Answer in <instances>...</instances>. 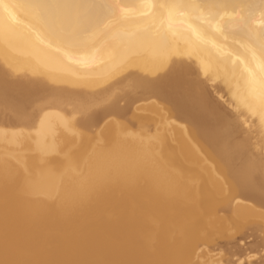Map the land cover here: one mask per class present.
Masks as SVG:
<instances>
[{"label":"bare ground","instance_id":"bare-ground-1","mask_svg":"<svg viewBox=\"0 0 264 264\" xmlns=\"http://www.w3.org/2000/svg\"><path fill=\"white\" fill-rule=\"evenodd\" d=\"M18 74L26 77L14 78ZM206 80L224 85L238 116L212 96ZM117 87L126 107L156 98L177 121L167 122L169 113L165 117L153 99L146 104L155 109L148 111L155 114L153 121L163 111L159 126L169 123L160 126L165 131L159 137V126L152 131L153 142L142 146L143 138L150 139L140 135L142 129L122 132L120 119L118 125L112 118L105 144L104 136L98 137L103 144H93L78 127H92L108 115L124 116L120 96L80 121L62 112L64 104L74 103L72 114L86 113ZM250 122L257 125L256 141ZM0 125L8 127H0V264L185 261L196 241L189 240L187 250L179 252L164 223L157 250L149 251L140 241L151 227L149 214L128 218L125 208L131 203L123 200L110 208H122L126 216H119L121 210L114 220L113 212L91 209L96 215L85 213L92 217L81 221L76 235L60 223L45 225L52 215L65 217L71 202L88 201L96 193L95 186L81 187L86 181L116 177L132 195L148 196L146 204L164 213L179 209L180 201L188 205L193 218L188 228L205 230L202 241L220 235L239 253L260 248L254 257L264 264V0H0ZM97 131L95 136L104 133ZM90 151L87 172L79 176L70 167L85 161L80 159ZM164 158L187 180L167 170ZM140 179L150 188L135 185ZM54 227L58 235L51 234ZM238 259L250 263V256Z\"/></svg>","mask_w":264,"mask_h":264},{"label":"rangeland","instance_id":"rangeland-1","mask_svg":"<svg viewBox=\"0 0 264 264\" xmlns=\"http://www.w3.org/2000/svg\"><path fill=\"white\" fill-rule=\"evenodd\" d=\"M16 77H14L13 75H12V77H14V78H18V76L19 77H26V76H24V75H22V74H18V75H15ZM28 76H30V75H28ZM27 76V77H28ZM28 78H33V77H28ZM36 79V78H35ZM210 82V83H209ZM216 81H207L206 80V83H208L207 84V88H208V90H209V92L212 94V96L219 102V103H221L222 105H223V108L229 113V114H232V115H234V116H238L239 115V110L236 108V109H234V103H232L231 101V98L228 96V95H226L225 93H227V91H224V90H226L225 89V87H224V85L223 84H221L219 81H217L216 83H215ZM219 82V83H218ZM212 83H215L214 85L212 84ZM210 85L211 86H213L214 88L212 89L211 87H210ZM219 87H220V90H219ZM217 88V89H216ZM221 88H223V89H221ZM122 89L121 88H113L107 95H105V96H103V98H101L99 101H96V103L94 102V103H92L89 107V109L86 111V113L85 112H73V114H72V108H73V102L72 101H68V102H65V104H64V107H63V111L62 112H64V113H66L70 118H72V119H74V118H76L77 116V118L76 119H74V120H76V121H80L81 119H83V118H85V114H88V113H91V112H97V111H100V109H102L105 105H109V104H111L112 102L111 101H114V99H115V97H117V96H120V98L121 99H119V102H118V105H119V107H121V108H126L127 109V113L124 115V116H122V117H119V116H116V115H108V116H106V117H104L99 123H97L96 125H94V126H92V127H88V128H84V127H78V131H80L79 133L82 135H84V134H86V136L87 137H90L91 138V140H92V142H93V144L94 143H96L97 145H101V143H102V141L100 142L98 139V137H100V136H104V137H101V139L103 140V143L105 144V142H106V139H107V135L105 134V132L107 133V132H109V127H110V125L113 123V121L114 122H116L117 120H119L120 119V121H122V122H120L119 121V123H120V125L118 124V121L116 122L119 126H120V129L122 128V129H126V130H122L121 129V131L122 132H127V131H129V132H131V134H132V132H136V133H138V132H140L141 131V129H142V132H140V135H142V136H146V137H150V139H146V138H143L140 142L141 143H143V144H141L142 146L143 145H148L150 142H153V138H152V135H154L153 133H152V131H156L157 129L156 128H159L161 125H164L165 123V125L166 126H168L169 125V123L167 124V122H169V121H174V122H171V123H175L177 120H176V118L175 117H173L172 116V114H171V111L166 107V105H165V110H164V108H162V104H163V102H161L160 100H158V99H156V98H150V99H145V100H142V101H138V102H136L137 104H134V105H132V106H130L129 108L128 107H126L127 106V101H126V99L125 98H122V91H121ZM218 93V94H217ZM220 93H222V96H220L221 94ZM228 94V93H227ZM218 95V96H217ZM224 95V96H223ZM226 95V96H225ZM220 96V97H219ZM218 97H219V99H218ZM224 97V98H223ZM227 97H228V100H227ZM220 98H222V99H220ZM226 98V99H225ZM154 99V101H155V106L157 105L158 106V108L160 107V108H162L163 109V111H164V114L163 115H165V114H167V113H169V115H168V117H166V115H165V117L168 119V121L166 122V121H163L162 123L163 124H161L160 126H159V124L161 123V122H159V119H160V117L162 116L161 114H162V112L163 111H161V114H159L158 112L160 111H156L159 115L158 116H160V117H154V119H155V121H153V115L155 116V114L154 113H150L151 114V120L149 119V116H150V114H149V112L148 111H150L149 109H154V108H150V106H149V109H148V107H147V105H150V102H151V100H153ZM43 100H45V99H41V100H39V102L37 101L36 102V104H39L40 102H42ZM123 101H125L124 103H123ZM150 101V102H149ZM227 102V105L228 106H226V103L225 102ZM143 102H145V103H143ZM159 102L161 103V105L159 104ZM141 103L142 104H145V106L144 105H141ZM149 103V104H148ZM160 105H158V104ZM230 103V104H229ZM147 104V105H146ZM233 104V105H232ZM152 105V107H155L154 105H153V103L151 104ZM231 106V108L233 109H231L230 108V106ZM136 106V107H135ZM156 106V107H157ZM135 107V108H134ZM143 107H146L145 108V110L143 109ZM136 108H138L137 109V111L138 112H141L142 110H144V111H146V113H144V111H143V114L141 113V114H139L138 112L136 113V111L134 110V109H136ZM139 108H142V110L140 109L139 110ZM161 109V110H162ZM155 110V109H154ZM232 110V111H231ZM236 112H235V111ZM68 111V112H67ZM133 111H135V112H133ZM167 111V112H166ZM150 112H154V111H150ZM80 113V114H79ZM147 113L149 114V115H147ZM77 115V116H76ZM137 115V116H136ZM147 116V118H146V116ZM112 116V117H111ZM129 116H130V118H129ZM132 117V118H131ZM138 117V119L139 120H141V119H143V120H141V121H139L138 119H134V118H137ZM145 117V118H144ZM162 117H164V116H162ZM162 117H161V120H162ZM110 118V119H109ZM112 118H115L114 120L112 119ZM116 118H117V120H116ZM126 118V119H125ZM141 118V119H140ZM166 118H163L164 120L166 119ZM243 118H245V119H248L246 116H239V119H240V121H243L242 119ZM131 121H130V120ZM132 119H134V120H132ZM145 119H146V121H145ZM166 119V120H167ZM172 119V120H171ZM244 119V120H245ZM109 121V124L107 125V124H105V122H108ZM128 121L127 123H125V121ZM137 120V121H136ZM147 120H149V121H147ZM157 120V121H156ZM160 120V121H161ZM155 122L156 123V125H154L152 122ZM110 122H112L111 124H110ZM140 122V123H139ZM142 122H144V124L142 123ZM146 122H148V127H146L147 126V124H146ZM115 123V124H116ZM130 123V124H129ZM102 124V125H101ZM126 125V127H124V126H122L121 127V125ZM139 124V125H138ZM146 124V125H145ZM254 124V125H253ZM103 125H105V128H104V126ZM106 125L108 126L107 128H106ZM117 125V126H118ZM143 125V126H142ZM164 125V126H165ZM250 125H252L250 128H249V131L252 133V140H254V141H256L257 140V125H256V122H250ZM139 126V127H138ZM159 126V127H158ZM165 126V127H166ZM254 126V127H253ZM0 127L2 128H8L7 126H5V125H0ZM101 127H103L104 129L102 130V128ZM141 127H145L144 129L143 128H141ZM165 127H164V129H163V126H162V128L160 127L159 128V130H162V131H160L159 133H157V135H156V133H155V135L157 136V137H159L160 135H162L161 134V132H163V130L165 131ZM82 128V129H81ZM130 128V129H129ZM136 130H135V129ZM146 128H149V130L148 129H146ZM154 128V129H153ZM253 128V129H252ZM84 129V131L86 132L87 131V133H85V132H83V131H81V130H83ZM95 129V130H94ZM100 129V131H104V133H101L100 132V134H99V136H95V135H98V131L97 130H99ZM129 129V130H128ZM156 129V130H155ZM108 130V131H107ZM134 130V131H133ZM144 130H145V133H143L144 132ZM151 131V132H150ZM158 131V130H157ZM90 132V133H89ZM128 132V133H129ZM97 133V134H96ZM136 133H134V135H136ZM149 135H148V134ZM108 134V133H107ZM139 134V133H138ZM137 134V135H138ZM158 134H159V136H158ZM255 134V135H254ZM91 135H92V137H91ZM151 135V136H150ZM154 135V136H155ZM85 136V135H84ZM155 136V137H156ZM94 137V138H93ZM97 137V138H96ZM93 138V139H92ZM256 138V139H255ZM97 142H100V144L99 143H97ZM102 143V144H103ZM2 144H1V142H0V155H2L3 154V150H2V146H1ZM93 152L95 151V149L94 150H92ZM92 151H90L91 153L89 154H87L88 156H85L86 154H84V157H81V159L80 160H83V159H85V161L83 160V165H81V169H80V167H79V165L80 164H82V163H79L78 161H77V164H79V165H75V167H73L72 165V167H70V168H76V170H77V172H76V174L77 175H82V174H86V169L85 168H87V165H85V164H88V162H89V159H87V158H89V155H90V157H91V155L93 154V152ZM153 151H154V155L157 157V158H159V159H161V155H162V153H160L159 151H158V149L157 148H155V149H153ZM134 154H136V153H134ZM134 154H131V156H133ZM138 154V153H137ZM164 159H166V162H164L165 160H163V163H164V165H165V168L167 169V170H169V171H171V172H173V173H175V175L178 177V178H180V179H185V180H187V178H186V176H185V174H183L180 170H179V168L178 167H176V166H174L173 167V164L170 162V160L168 159V158H164ZM77 167H79V169L81 170V172L80 171H78L79 169L77 168ZM85 167V168H84ZM69 168V169H70ZM176 168H178V169H176ZM115 171L113 170V168H111L110 169V171H109V173L111 174V176H113V173H114ZM79 173V174H78ZM82 173V174H81ZM92 175H94V174H92ZM64 177H68V175H63ZM121 182V183H120ZM120 183V186L122 187V186H125V184H124V181L122 182V180L120 181H118V179H117V177L115 178V179H111V180H109V181H104V182H98L97 184L95 183V184H93L92 182H90L89 180L88 181H86L84 184H82L81 185V187L82 186H84V187H86V188H93L94 186V192H96V193H93V195H91V197L88 199V201L86 200V201H84V200H78V201H75V202H71V204H69V213L65 216V217H58L56 214L55 215H52L49 219H47L46 220V222H45V225L46 226H53V225H55V224H57V223H60L61 225H63L65 228H66V230H67V232H69V234L70 235H76L77 233H78V230H79V224L81 223V221L83 222V223H85L84 222V220L85 219H87L88 221L90 220V218L92 217V216H90V215H96V213L94 214V213H92V211L94 210L95 212H97L96 210H99L98 212H100L101 210L102 211H106L108 214H109V212L110 213H112V214H114V216L112 215V214H109L110 216H112L113 217V219L115 220L116 219V215L118 214L117 212H119V211H121V214L119 215V216H126V212H127V210L129 211L128 213L129 214H127V217L128 218H131V217H135L136 219L139 217L138 215H140L139 213H146L147 215L149 214V219H148V222H147V225L149 226V223L151 224V227L149 228V231H147V232H145L144 234H142L140 237V241L142 242V243H144L145 245H146V247H147V249L149 250V251H152V252H154L155 250H157V248H158V246H159V240H160V236H161V233H162V231H161V229H162V227H163V224L164 223H166L167 224V230H168V234H169V237H170V239H171V243H179V248H178V250H179V252H185L187 249L185 248V247H187V243H188V241L189 240H191V239H193L194 241H196L198 244H197V247L193 250V251H191L190 253H189V255H188V258L185 260V261H183L181 264H256V263H258V260H257V258L256 257H254V255L255 254H259V251H260V248L258 249V248H246L245 247V250H242V252L241 253H239V252H237L236 250H235V247L232 245V244H225L224 245V243H223V240L221 239V237H220V235H208V239H207V241L206 242H204V241H202L201 239H200V236L201 235H205L207 232L205 231V230H200V231H190L189 230V228H188V224L189 223H191L192 221H193V218H192V216H190V215H188V213L189 212H187V211H189V210H187L188 209V205H186V204H181L182 202L180 201L179 203H180V205H181V207L179 208V209H175V210H173V209H169V211H168V208H167V210L165 209V213L161 210V209H156V208H154V207H151V205L150 204H146L147 202H148V196H145V195H142V194H139V196H137V197H135L136 195H132L131 193H132V191L130 190V189H128V188H126V186L124 187V189H121V187L118 185ZM138 183V184H137ZM137 183H135V185H139L141 188H150V186H149V183H148V181L147 180H145V179H140V181H137ZM100 184V185H99ZM114 184V185H113ZM115 184H116V186H115ZM101 186H105V187H101V189H98V188H100ZM80 187V188H81ZM98 187V188H97ZM135 188H136V186H134ZM138 187V186H137ZM112 188H113V190H115V189H117V191H113L112 190ZM120 188V189H119ZM97 189H98V192H97ZM104 189V190H103ZM99 190H101V191H99ZM127 192H126V191ZM129 190L131 191V193L129 192ZM112 191V192H111ZM75 192H77V190H75V191H72V192H70L69 193V195L70 194H73V193H75ZM110 192H111V194L112 193H114L115 194V196H114V194H112V196L110 197ZM128 194L130 195V196H132V198L130 197V196H128ZM140 195L141 196H143V197H140ZM110 198H109V197ZM127 196V197H126ZM110 199V201L108 200L107 201V199ZM131 198V200L129 201L128 199H130ZM104 198L106 199V201L104 200ZM111 198H112V200L114 201V199H116L115 201H114V203H112L111 202ZM124 198H128L127 199V201L124 199ZM133 198H135V200L136 199H138V200H136V201H138V202H140L141 201V207L143 208V207H146L147 205H149V207L147 206L146 208H143V209H145V210H147L146 212H144L145 210H143L142 209V212H140L139 211V209L141 208L140 207V203H139V205H138V203L133 199ZM141 198V199H140ZM132 199H133V201H132ZM6 199L5 198H3V199H1V201L3 202V201H5ZM125 201V202H127L128 204H129V202L131 203L130 205H128V207L127 208H125V211L126 212H124V210L121 208V210L119 209V211H116L115 209H112L111 210V208H110V206H113L112 208H114L115 206L114 205H117L118 203H120L119 201ZM105 202H107V203H105ZM112 204H111V203ZM102 203H103V205L104 206H102ZM108 203H110L109 204V208H107L108 207ZM145 203V204H144ZM144 204V205H143ZM107 205V206H106ZM132 205V206H131ZM179 205V206H180ZM88 206V207H87ZM85 207H86V209H85ZM103 207H105V208H103ZM140 207V208H139ZM90 208V210H88V209ZM128 208H130V209H128ZM148 208V209H147ZM154 208V209H153ZM91 209H93L92 211H91ZM108 209H110V210H108ZM151 209H153L152 211H151ZM113 210H115V211H113ZM141 210V209H140ZM93 211V212H94ZM109 211V212H108ZM139 211V212H138ZM148 211L150 212V213H148ZM154 211H155V213H154ZM157 211L158 212H160V213H158V214H156L157 213ZM183 211H186V213H183ZM91 212V214L89 215V214H85V213H90ZM168 212V213H167ZM181 212H182V214L183 215H185L186 214V216H183L182 214H181ZM123 213V214H122ZM152 213V214H151ZM154 213V214H153ZM86 216H85V215ZM138 214V215H137ZM158 215L157 217L156 216H154V215ZM166 214H167V218H166ZM180 214V215H179ZM129 215V216H128ZM152 215V216H151ZM160 215H161V217H162V219L160 218ZM188 215V216H187ZM119 216H117V218L119 217ZM136 216H138V217H136ZM177 216H180V217H177ZM190 216V217H189ZM89 217V218H88ZM151 217H152V219H151ZM164 217L167 219H164ZM184 217H186L184 220L186 221L185 223L184 222H181V220L182 221H184L183 220V218ZM189 217V218H188ZM176 218H178V219H180V221L177 219V221H176ZM132 219V218H131ZM134 219V218H133ZM195 220V219H194ZM226 220V222H229V219H225ZM224 220V221H225ZM151 221V222H150ZM207 221H209V219H207ZM87 222V221H86ZM231 222V221H230ZM51 229V228H50ZM208 230V229H207ZM209 231V230H208ZM51 234L52 235H58L59 234V229L57 228V227H54V228H52L51 229ZM210 234H211V232H210ZM3 235H5L4 233L2 234V236ZM234 249V250H233ZM256 252V253H255ZM246 253V254H245ZM255 253V254H254ZM250 256V259H249V261L248 262H250V263H239V259L238 258H243V260L244 259H246L248 256ZM256 255V256H257ZM239 256V257H238Z\"/></svg>","mask_w":264,"mask_h":264}]
</instances>
